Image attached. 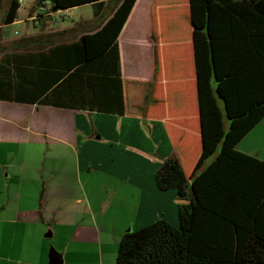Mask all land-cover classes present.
<instances>
[{
  "label": "crops",
  "instance_id": "obj_1",
  "mask_svg": "<svg viewBox=\"0 0 264 264\" xmlns=\"http://www.w3.org/2000/svg\"><path fill=\"white\" fill-rule=\"evenodd\" d=\"M34 3L29 0L23 9L37 33L14 39L4 29L19 21L0 22V66L8 59L15 78L29 65V102L0 100V264H49L52 252L61 264H115L125 233L159 219L176 225L183 203L175 190L161 192L154 181L161 163L173 156L163 122L93 110L115 107L118 65L119 79L153 80L152 0L132 6L116 39L118 64L106 54L86 69L67 68L60 46L85 31L75 29L79 23L101 14L88 4L93 19L66 25L56 14L67 10ZM164 7L154 8L162 85L170 95L181 93L187 100L185 110L171 114L173 120L198 128L193 40L163 34ZM25 38L38 39V47L4 45ZM235 148L264 160V117Z\"/></svg>",
  "mask_w": 264,
  "mask_h": 264
},
{
  "label": "trees",
  "instance_id": "obj_2",
  "mask_svg": "<svg viewBox=\"0 0 264 264\" xmlns=\"http://www.w3.org/2000/svg\"><path fill=\"white\" fill-rule=\"evenodd\" d=\"M33 1L52 11L91 4L96 15H106L95 27L88 22L97 19L79 23L75 29L85 31L60 46L67 68L86 69L106 54L118 64L116 39L137 0ZM157 6L169 7L160 11L164 35L193 40L198 128L173 120L174 110H185L187 100L162 85ZM2 9L1 26L18 19V0H0ZM149 15L157 57L153 80L119 79L118 65L115 107L92 108L163 122L173 156L161 163L154 181L161 192L175 190L183 203L176 225L159 219L125 233L115 264H264V160L235 148L264 117V0H152ZM38 43L25 38L4 45L25 50ZM27 65L15 78L8 59L0 66V100L29 102Z\"/></svg>",
  "mask_w": 264,
  "mask_h": 264
},
{
  "label": "rangeland",
  "instance_id": "obj_3",
  "mask_svg": "<svg viewBox=\"0 0 264 264\" xmlns=\"http://www.w3.org/2000/svg\"><path fill=\"white\" fill-rule=\"evenodd\" d=\"M23 7L19 9V14H18L19 16L17 19V21L19 22L15 23L14 25H10L4 29L5 32L11 33V36L14 39H20V38L25 37L26 35H30L32 33L35 34L38 32L36 29L32 27L31 22L27 19L28 15L27 13H25V10L23 9ZM2 12H3V9L0 12V17L2 16ZM105 14H107V12ZM105 16L106 15H104L102 18L101 17L94 18L93 10L90 5L78 6V7L69 9L66 12L60 11L56 14L57 20H61V18L64 17L66 21L65 23L66 25L70 24L71 22H79V21L93 19V18L97 19L96 22L100 24L105 19ZM4 44H7V43H4ZM53 240H56V239L48 238L47 242H52Z\"/></svg>",
  "mask_w": 264,
  "mask_h": 264
},
{
  "label": "water",
  "instance_id": "obj_4",
  "mask_svg": "<svg viewBox=\"0 0 264 264\" xmlns=\"http://www.w3.org/2000/svg\"><path fill=\"white\" fill-rule=\"evenodd\" d=\"M61 258L56 252H52L49 259V264H61Z\"/></svg>",
  "mask_w": 264,
  "mask_h": 264
},
{
  "label": "built area",
  "instance_id": "obj_5",
  "mask_svg": "<svg viewBox=\"0 0 264 264\" xmlns=\"http://www.w3.org/2000/svg\"><path fill=\"white\" fill-rule=\"evenodd\" d=\"M28 2H29V0H18V4H19L20 8L23 7Z\"/></svg>",
  "mask_w": 264,
  "mask_h": 264
}]
</instances>
